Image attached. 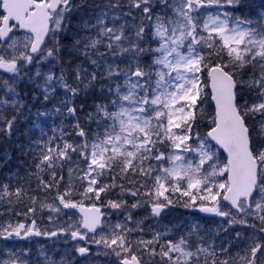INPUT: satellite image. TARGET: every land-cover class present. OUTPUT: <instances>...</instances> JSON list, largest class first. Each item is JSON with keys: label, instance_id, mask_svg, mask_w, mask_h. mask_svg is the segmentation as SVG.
Wrapping results in <instances>:
<instances>
[{"label": "snow or ice", "instance_id": "snow-or-ice-1", "mask_svg": "<svg viewBox=\"0 0 264 264\" xmlns=\"http://www.w3.org/2000/svg\"><path fill=\"white\" fill-rule=\"evenodd\" d=\"M0 264H264V0H0Z\"/></svg>", "mask_w": 264, "mask_h": 264}, {"label": "rangeland", "instance_id": "rangeland-1", "mask_svg": "<svg viewBox=\"0 0 264 264\" xmlns=\"http://www.w3.org/2000/svg\"><path fill=\"white\" fill-rule=\"evenodd\" d=\"M47 210H45V213H46ZM210 227H215V225L211 222L210 224ZM37 240H39V242L41 244H51V241L50 240H47V238H43V237H40V238H37Z\"/></svg>", "mask_w": 264, "mask_h": 264}, {"label": "trees", "instance_id": "trees-1", "mask_svg": "<svg viewBox=\"0 0 264 264\" xmlns=\"http://www.w3.org/2000/svg\"><path fill=\"white\" fill-rule=\"evenodd\" d=\"M256 3H259V1H258V0H256ZM184 211H185V210H183V209L177 208V209H176V212H175V213H173V216H176V215H181V214H183V213H184ZM165 222H166V221H165ZM210 224H211V221H209V222H208V225H207V226H209V227H210Z\"/></svg>", "mask_w": 264, "mask_h": 264}]
</instances>
